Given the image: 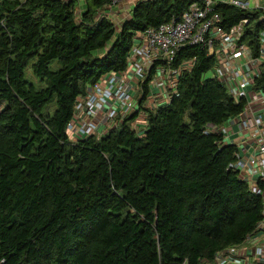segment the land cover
Segmentation results:
<instances>
[{
    "label": "trees",
    "instance_id": "trees-1",
    "mask_svg": "<svg viewBox=\"0 0 264 264\" xmlns=\"http://www.w3.org/2000/svg\"><path fill=\"white\" fill-rule=\"evenodd\" d=\"M193 1L135 0L116 23L111 0H0V264H205L254 231L261 194L230 167L236 146L207 131L247 100L208 75L207 46L178 49L167 100L145 105L154 64L135 111L102 134L66 129L79 97L127 69L135 36ZM215 10L225 31L247 19L241 41L258 56L259 13ZM250 87L264 90V60Z\"/></svg>",
    "mask_w": 264,
    "mask_h": 264
},
{
    "label": "built area",
    "instance_id": "built-area-1",
    "mask_svg": "<svg viewBox=\"0 0 264 264\" xmlns=\"http://www.w3.org/2000/svg\"><path fill=\"white\" fill-rule=\"evenodd\" d=\"M134 1L111 0L110 7L104 13L115 20L117 13L111 7L120 3L132 5ZM217 4L257 12L264 19V0H194L179 17L156 27H148L135 36L127 69L106 75L85 96L79 97L74 116L66 129L75 141L100 132V126L104 130L111 128L118 116L135 111L141 95L138 92L139 84L154 64L155 74L149 84L145 105H156L160 100L158 95L167 100L182 68L170 66L178 49L185 45L207 46L209 53L217 58L213 75L235 98L244 97L247 100L242 113L228 120L230 131L225 126L214 125H208L207 131L222 133L224 143L236 146V159L230 163V167L248 183L253 193L261 194L263 211L261 220L251 234L240 243L218 251L205 264H264V90L250 87L264 60V30L260 32L259 55L253 56L251 49L241 41L247 19L225 31L218 23ZM190 64L191 61H188L183 66Z\"/></svg>",
    "mask_w": 264,
    "mask_h": 264
},
{
    "label": "rangeland",
    "instance_id": "rangeland-1",
    "mask_svg": "<svg viewBox=\"0 0 264 264\" xmlns=\"http://www.w3.org/2000/svg\"><path fill=\"white\" fill-rule=\"evenodd\" d=\"M120 4H121V3H120ZM120 4L114 6V7H113V11L119 13V12H121L120 10L124 9L123 11L126 13V11L129 10V9H127V8H131V5H128V3H123V4H121V6H120ZM114 21H115L116 23L119 22V21H117V18H115ZM57 66H58V64H57V63H54V64H52L51 68H52V69H56ZM24 74H25V78H26L28 81L32 82L36 87L41 88V87L44 86V82L41 81L38 77H36V76L33 74L32 70H31V68H30L29 66H27V67L24 69ZM208 75H213V69H212L211 71L208 72ZM54 110H55V101H52V102H50V103L44 108L43 113H49V114H51V113H53ZM227 124H228V121L225 122V123H223L224 126H226ZM100 127H101V126H100ZM105 131H106V130H105ZM102 133H103V132H102Z\"/></svg>",
    "mask_w": 264,
    "mask_h": 264
},
{
    "label": "crops",
    "instance_id": "crops-1",
    "mask_svg": "<svg viewBox=\"0 0 264 264\" xmlns=\"http://www.w3.org/2000/svg\"><path fill=\"white\" fill-rule=\"evenodd\" d=\"M124 9H122V10H120L121 12H119V13H117V12H115V11H113V12H115V13H117L116 14V18L120 21L121 19H123V18H125V17H127L128 15H127V13H125L124 11H123ZM127 12V11H126ZM136 93H137V91H136ZM158 98L160 99V100H157V102L159 101H164L165 99H163L164 98V96H161V95H158ZM138 120H139V125H144V119H143V115L141 114L139 117H138ZM226 127V129L228 130V131H230L231 130V126H229V125H226L225 126ZM98 131H100V132H98V134H101V132H105V130L104 129H102L101 127H99L98 128Z\"/></svg>",
    "mask_w": 264,
    "mask_h": 264
}]
</instances>
